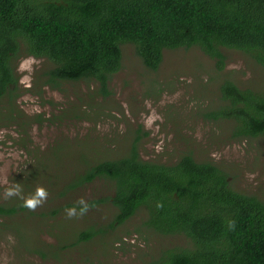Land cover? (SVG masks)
<instances>
[{
  "label": "rangeland",
  "instance_id": "374dc122",
  "mask_svg": "<svg viewBox=\"0 0 264 264\" xmlns=\"http://www.w3.org/2000/svg\"><path fill=\"white\" fill-rule=\"evenodd\" d=\"M121 49L122 66L107 94L94 80L45 84L51 68L45 58L14 62L19 96L13 107L7 100L0 106V203L31 205L0 218V264H151L165 249H190L184 235L148 228L145 208L111 229L112 181L75 185L90 165L126 157L133 146L149 162L173 165L190 154L213 163L233 190L264 202V135L233 138V122L207 117L223 104V82L263 89L264 69L253 54L222 47L219 70L198 47L165 49L152 71L133 44ZM92 229L104 234L77 243L80 232Z\"/></svg>",
  "mask_w": 264,
  "mask_h": 264
},
{
  "label": "trees",
  "instance_id": "16d2710c",
  "mask_svg": "<svg viewBox=\"0 0 264 264\" xmlns=\"http://www.w3.org/2000/svg\"><path fill=\"white\" fill-rule=\"evenodd\" d=\"M125 43L152 71L165 49L192 47L215 59L219 70L222 47L252 53L264 69V0H0V106L7 100L13 107L19 96L14 62L23 55L51 63L44 83L53 88L94 80L107 94ZM219 90L223 104L207 117L233 122V138L264 135V87L242 89L227 80ZM97 179L114 183L111 229L145 208L148 228L191 241L190 249H165L151 264H264V202L233 190L217 165L190 154L173 165L149 162L133 146L126 157L90 165L75 185ZM30 205L0 203V218ZM22 233L16 229L23 240ZM99 234L104 231H82L77 243Z\"/></svg>",
  "mask_w": 264,
  "mask_h": 264
}]
</instances>
